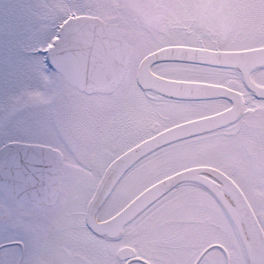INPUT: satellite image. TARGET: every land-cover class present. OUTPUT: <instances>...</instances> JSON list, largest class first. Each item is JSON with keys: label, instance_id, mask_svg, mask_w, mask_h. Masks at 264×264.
<instances>
[{"label": "snow or ice", "instance_id": "snow-or-ice-1", "mask_svg": "<svg viewBox=\"0 0 264 264\" xmlns=\"http://www.w3.org/2000/svg\"><path fill=\"white\" fill-rule=\"evenodd\" d=\"M0 264H264V0H10Z\"/></svg>", "mask_w": 264, "mask_h": 264}, {"label": "trees", "instance_id": "trees-1", "mask_svg": "<svg viewBox=\"0 0 264 264\" xmlns=\"http://www.w3.org/2000/svg\"><path fill=\"white\" fill-rule=\"evenodd\" d=\"M8 3H10V0H0V10H2Z\"/></svg>", "mask_w": 264, "mask_h": 264}]
</instances>
